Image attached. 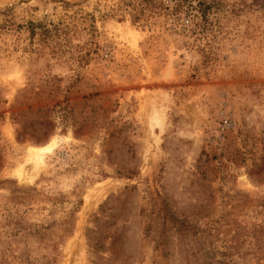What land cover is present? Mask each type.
<instances>
[{"label":"rangeland","instance_id":"rangeland-1","mask_svg":"<svg viewBox=\"0 0 264 264\" xmlns=\"http://www.w3.org/2000/svg\"><path fill=\"white\" fill-rule=\"evenodd\" d=\"M123 1L0 0V264H264V0Z\"/></svg>","mask_w":264,"mask_h":264},{"label":"trees","instance_id":"trees-1","mask_svg":"<svg viewBox=\"0 0 264 264\" xmlns=\"http://www.w3.org/2000/svg\"><path fill=\"white\" fill-rule=\"evenodd\" d=\"M220 5L218 0H171L170 3L166 0H126L121 3L118 11H121L122 14H130L134 22L148 21V18L162 16L173 24H181L184 18H189L197 28H205L207 25H211L216 18L220 11ZM72 25L73 27L68 25V37L71 31L74 30L76 33L79 31L76 24ZM41 27V24L30 23L32 38L38 35L37 29ZM80 56L82 60H86V55Z\"/></svg>","mask_w":264,"mask_h":264},{"label":"bare ground","instance_id":"bare-ground-1","mask_svg":"<svg viewBox=\"0 0 264 264\" xmlns=\"http://www.w3.org/2000/svg\"><path fill=\"white\" fill-rule=\"evenodd\" d=\"M54 147H55V142L53 141L40 149L39 148L35 149V151L33 152L34 159L39 161L42 155L52 152Z\"/></svg>","mask_w":264,"mask_h":264}]
</instances>
